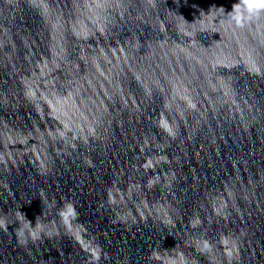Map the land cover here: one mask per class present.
I'll return each mask as SVG.
<instances>
[{"label":"water","instance_id":"1","mask_svg":"<svg viewBox=\"0 0 264 264\" xmlns=\"http://www.w3.org/2000/svg\"><path fill=\"white\" fill-rule=\"evenodd\" d=\"M236 2L0 0V264H264V13Z\"/></svg>","mask_w":264,"mask_h":264},{"label":"clouds","instance_id":"2","mask_svg":"<svg viewBox=\"0 0 264 264\" xmlns=\"http://www.w3.org/2000/svg\"><path fill=\"white\" fill-rule=\"evenodd\" d=\"M261 13H264V0H237V2L232 5V10L228 12V16L236 26H242L246 19H251ZM62 211H68L67 204ZM69 215L71 219L77 218L78 213H76L74 207ZM46 235L51 238L55 233L48 232Z\"/></svg>","mask_w":264,"mask_h":264}]
</instances>
